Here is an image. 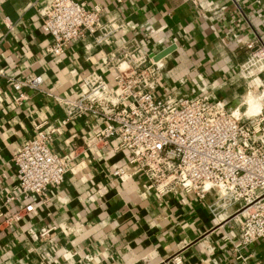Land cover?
<instances>
[{"label":"crops","instance_id":"obj_1","mask_svg":"<svg viewBox=\"0 0 264 264\" xmlns=\"http://www.w3.org/2000/svg\"><path fill=\"white\" fill-rule=\"evenodd\" d=\"M50 1L0 0V69L44 80V91L28 90L18 105L0 76V205L9 196L14 199L5 212L36 205L19 222L0 223V264H240L237 229L224 222L226 214L215 218L193 195L162 197L144 190L136 177L112 174L129 158L116 149L117 140L103 148H79L64 182L49 187L45 205L17 195L12 152L38 130L59 129L50 147L60 155L82 144L81 134L97 120L84 116L62 125L64 114L50 94L81 96L82 78L92 70L111 80L107 53L133 39L148 53L175 44L163 59L160 94L211 93L234 102L244 92L238 72L251 52L247 44L264 41V0H82L86 8L98 6L104 20L127 25L102 45L91 36L74 42L62 57L45 52L50 38L42 14ZM212 199L210 194L207 201ZM70 221L75 230L65 234L60 226ZM248 251L264 261V241Z\"/></svg>","mask_w":264,"mask_h":264},{"label":"built area","instance_id":"obj_2","mask_svg":"<svg viewBox=\"0 0 264 264\" xmlns=\"http://www.w3.org/2000/svg\"><path fill=\"white\" fill-rule=\"evenodd\" d=\"M42 15V28L50 38L45 52L56 57L89 36L102 45L127 25L104 20L98 6L86 8L82 0H51ZM247 47L251 52L238 72L244 92L234 102L211 93L193 98L171 90L160 94L166 56L155 60L159 52H141L138 40L108 52L107 62L114 69L111 80L92 70L82 78L86 90L81 96L50 94L64 114L62 125L84 116L97 122L67 155L50 147L58 128L38 130L22 142L12 152L17 195L48 204L49 187L64 182L79 148H103L117 140L116 149L126 150L129 158L127 166L113 170L114 176L136 177L144 190L162 197L187 194L204 201L215 218L226 214L224 222L236 226L234 250L240 264H264L248 251L264 241V41L259 38ZM0 76L15 91L18 105L27 99L28 90L44 91L41 75L20 78L0 69ZM250 97L257 103L252 110ZM210 194L213 199L207 201ZM13 199L9 196L0 205L1 224L17 223L36 207L30 202L5 212ZM52 229L56 226L41 236ZM60 229L69 234L75 224L70 221Z\"/></svg>","mask_w":264,"mask_h":264},{"label":"water","instance_id":"obj_3","mask_svg":"<svg viewBox=\"0 0 264 264\" xmlns=\"http://www.w3.org/2000/svg\"><path fill=\"white\" fill-rule=\"evenodd\" d=\"M175 49V44L161 50L158 54L154 55L155 60H159L167 56L169 53H171Z\"/></svg>","mask_w":264,"mask_h":264},{"label":"bare ground","instance_id":"obj_4","mask_svg":"<svg viewBox=\"0 0 264 264\" xmlns=\"http://www.w3.org/2000/svg\"><path fill=\"white\" fill-rule=\"evenodd\" d=\"M253 99H254V97H253ZM253 99H251V100L249 101V104H250V110L254 109V108L256 107V104H257Z\"/></svg>","mask_w":264,"mask_h":264},{"label":"rangeland","instance_id":"obj_5","mask_svg":"<svg viewBox=\"0 0 264 264\" xmlns=\"http://www.w3.org/2000/svg\"><path fill=\"white\" fill-rule=\"evenodd\" d=\"M251 99H253V98H252V97H250L249 101H250ZM253 100H254V99H253Z\"/></svg>","mask_w":264,"mask_h":264}]
</instances>
